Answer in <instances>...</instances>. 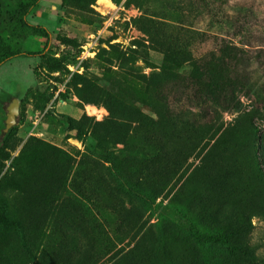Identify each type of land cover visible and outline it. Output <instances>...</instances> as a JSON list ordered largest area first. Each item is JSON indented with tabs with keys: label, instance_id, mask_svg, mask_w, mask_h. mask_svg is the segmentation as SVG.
Instances as JSON below:
<instances>
[{
	"label": "rangeland",
	"instance_id": "374dc122",
	"mask_svg": "<svg viewBox=\"0 0 264 264\" xmlns=\"http://www.w3.org/2000/svg\"><path fill=\"white\" fill-rule=\"evenodd\" d=\"M26 18L50 36L0 31L42 53L0 66V132L19 100L0 140V201L17 224L0 225V264H239L188 227L264 256V0H40ZM222 42L249 58L235 106L157 100L163 75L188 71L176 63ZM172 109L191 123L174 128Z\"/></svg>",
	"mask_w": 264,
	"mask_h": 264
},
{
	"label": "trees",
	"instance_id": "16d2710c",
	"mask_svg": "<svg viewBox=\"0 0 264 264\" xmlns=\"http://www.w3.org/2000/svg\"><path fill=\"white\" fill-rule=\"evenodd\" d=\"M40 0H0V31L8 30L12 34H21L29 31L33 35L43 37L46 41L49 39L50 32L42 25L31 23L26 18L29 11L38 4ZM132 52L137 50L132 49ZM41 52L23 50L17 46H11L6 43L0 36V66L13 57L24 55L28 57L41 56ZM249 58L245 57V53L237 46L231 45L227 42H222L220 45V53L218 56H211L209 58H197L198 61L189 60L186 65L185 62L176 63L174 69L188 68L185 73H167L163 75L162 83L157 88L155 96L157 100L166 105L169 102V95L172 97L181 96V92H185L186 98L196 100V106L200 105V100L208 98L216 105H221L223 110L235 106L239 100L234 96L235 88L241 83L245 86L243 79L245 75L238 70L239 65L245 64ZM46 66L49 70L62 69L61 59L50 57L46 60ZM173 68V67H172ZM237 77V78H236ZM242 80V82L238 79ZM206 83L208 89L202 90L200 85ZM186 85V86H184ZM181 111L172 109L168 112V118L174 128L183 125H188L189 120L181 117ZM149 119L147 116H145ZM65 120L70 121L69 117ZM191 123V122H190ZM12 129V128H11ZM9 129L4 137L8 136ZM96 137L100 141L109 144L114 135L112 132L106 130L105 133H97ZM117 142H123V139H117ZM260 176L264 180V169L260 168ZM156 187H153V191ZM89 189H93L90 187ZM156 196V195H155ZM148 206L154 201V196L146 198ZM97 205V201H96ZM98 208V205H97ZM122 213H119L121 215ZM137 220L138 216L135 214ZM0 225L7 229H16L17 224L9 220L5 215V205L0 201ZM188 233L194 242L203 244H214L220 246L229 258L239 264H264V256L256 252V248L245 242L233 240L229 234H216L208 231H198L193 227H188ZM92 260L94 257H90ZM88 260V258L86 259ZM62 258L59 259V263ZM116 259L114 261L117 262ZM88 262H91L88 260ZM67 264H84V259H79L73 263ZM92 264V263H88Z\"/></svg>",
	"mask_w": 264,
	"mask_h": 264
},
{
	"label": "water",
	"instance_id": "95a60500",
	"mask_svg": "<svg viewBox=\"0 0 264 264\" xmlns=\"http://www.w3.org/2000/svg\"><path fill=\"white\" fill-rule=\"evenodd\" d=\"M19 112V100L12 99L6 105V113H5V124L0 132V140L3 138L7 130L15 124L16 116Z\"/></svg>",
	"mask_w": 264,
	"mask_h": 264
}]
</instances>
